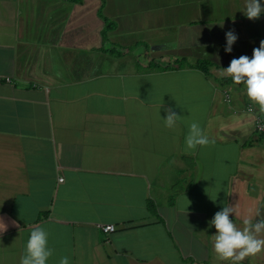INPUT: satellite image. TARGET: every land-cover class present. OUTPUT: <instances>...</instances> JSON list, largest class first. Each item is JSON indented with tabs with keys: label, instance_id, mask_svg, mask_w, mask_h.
<instances>
[{
	"label": "crops",
	"instance_id": "obj_1",
	"mask_svg": "<svg viewBox=\"0 0 264 264\" xmlns=\"http://www.w3.org/2000/svg\"><path fill=\"white\" fill-rule=\"evenodd\" d=\"M245 3L0 0V264H20L37 226L48 264H231L210 219L225 204L238 228L264 215V112L220 76L264 40V15L248 19ZM101 7L116 23L106 40ZM200 59L209 72L191 67ZM193 121L214 143L185 151Z\"/></svg>",
	"mask_w": 264,
	"mask_h": 264
},
{
	"label": "clouds",
	"instance_id": "obj_2",
	"mask_svg": "<svg viewBox=\"0 0 264 264\" xmlns=\"http://www.w3.org/2000/svg\"><path fill=\"white\" fill-rule=\"evenodd\" d=\"M248 19H258L264 15V0H246L242 9ZM226 45L224 51L231 53L233 45L239 39L234 30L225 33ZM220 76L230 78L233 84L243 85L250 101L259 106L264 112V40L259 47L253 49L252 56L242 55L234 57L227 67H223ZM171 107L167 109V115L162 117L164 126L175 129L179 119ZM214 143L200 126L193 121L189 125L185 137V151L196 150L198 147L208 146ZM235 215V219L230 218ZM237 211L233 206H225L217 211L209 221V228L216 229L213 248L217 258L221 261H230L231 264H241L246 257L256 256L264 251V215L257 212L255 221L244 218L243 228L236 226ZM15 224V221H12ZM9 225L0 217V235L7 231ZM54 249L49 246V232L44 226L34 227L28 236L25 254L20 259V264H48L53 256ZM59 264H70V259L63 256Z\"/></svg>",
	"mask_w": 264,
	"mask_h": 264
},
{
	"label": "trees",
	"instance_id": "obj_3",
	"mask_svg": "<svg viewBox=\"0 0 264 264\" xmlns=\"http://www.w3.org/2000/svg\"><path fill=\"white\" fill-rule=\"evenodd\" d=\"M73 2H78V3H81L83 2V0H72ZM104 5V4H103ZM99 15L102 16L106 22V25H105V29H104V38L105 40L108 38V32L111 31L112 29H114L116 27V23L112 20H110L108 17H106L104 14H103V8L101 7L100 10H99ZM106 51L112 53V54H117V52L112 49V48H108V49H105ZM121 54V53H119ZM188 62H185L184 60H179V61H176L173 65L171 66H167L168 68L171 67V68H182L183 66H185ZM189 65V63H188ZM191 67H194V68H197V69H201L205 72H209V65H210V62L207 61V60H203V59H200V60H197L195 61V63L193 64H190ZM150 66L152 68H157V67H161L160 65H157L156 63L154 62H151L150 63ZM227 81L230 80V78H227L226 79Z\"/></svg>",
	"mask_w": 264,
	"mask_h": 264
},
{
	"label": "built area",
	"instance_id": "obj_4",
	"mask_svg": "<svg viewBox=\"0 0 264 264\" xmlns=\"http://www.w3.org/2000/svg\"><path fill=\"white\" fill-rule=\"evenodd\" d=\"M228 99H229V96H228ZM248 109L250 111H255V108L252 105H250ZM255 128L258 133L264 135V118L263 117L261 116L256 117ZM60 181H63V178H60ZM101 228L105 232L110 233V232L115 231L117 227L115 226V224H101Z\"/></svg>",
	"mask_w": 264,
	"mask_h": 264
}]
</instances>
